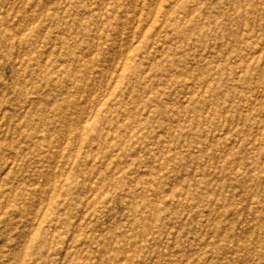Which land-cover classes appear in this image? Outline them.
I'll use <instances>...</instances> for the list:
<instances>
[{"label": "rangeland", "instance_id": "374dc122", "mask_svg": "<svg viewBox=\"0 0 264 264\" xmlns=\"http://www.w3.org/2000/svg\"><path fill=\"white\" fill-rule=\"evenodd\" d=\"M0 264H264V0H0Z\"/></svg>", "mask_w": 264, "mask_h": 264}]
</instances>
